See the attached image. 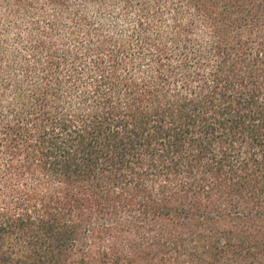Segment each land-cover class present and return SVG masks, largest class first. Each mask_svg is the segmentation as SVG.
I'll return each mask as SVG.
<instances>
[{
	"label": "trees",
	"instance_id": "1",
	"mask_svg": "<svg viewBox=\"0 0 264 264\" xmlns=\"http://www.w3.org/2000/svg\"><path fill=\"white\" fill-rule=\"evenodd\" d=\"M81 4L134 27L57 46ZM0 32V264H264V0H0Z\"/></svg>",
	"mask_w": 264,
	"mask_h": 264
},
{
	"label": "rangeland",
	"instance_id": "2",
	"mask_svg": "<svg viewBox=\"0 0 264 264\" xmlns=\"http://www.w3.org/2000/svg\"><path fill=\"white\" fill-rule=\"evenodd\" d=\"M81 13L85 15V17L89 21V27L82 26L80 30L77 32L79 35L78 38H73L69 35V31L75 28L74 24L68 19H64L63 26L60 30H57L54 33L55 43L57 46L76 50L78 48V41L80 45L82 43H87L84 36V33L87 31V28L91 30L99 28L103 35H112L116 38L125 37L128 35L132 28L134 27V15L130 14L124 16L119 5H109V6H83L82 4L76 7ZM168 8L164 10V24L167 22V19H170V14L167 11ZM51 12V11H49ZM42 20V19H41ZM20 27L8 28L7 34H4L3 39H5L10 56L15 54L19 59L29 60V45L26 44L27 33L29 30L28 22L22 18L20 20ZM9 21H6V24ZM42 26H46L44 23ZM3 35L0 32V36ZM2 37V36H1ZM22 37L23 41L18 40V38Z\"/></svg>",
	"mask_w": 264,
	"mask_h": 264
}]
</instances>
